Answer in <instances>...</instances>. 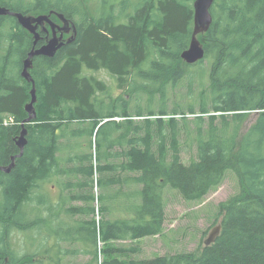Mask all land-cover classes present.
<instances>
[{"label":"trees","instance_id":"1","mask_svg":"<svg viewBox=\"0 0 264 264\" xmlns=\"http://www.w3.org/2000/svg\"><path fill=\"white\" fill-rule=\"evenodd\" d=\"M194 1L121 0L117 10L114 0H0L23 15L53 12L57 25L62 14L77 32L53 58L33 59L36 119L25 125L23 155L0 173V264H65L76 255L88 257L85 264H264V0H214L212 24L200 35L205 57L187 65L181 54ZM39 34L36 48L47 38ZM32 46L13 17H0V167L19 154L15 139L32 89L21 71ZM85 70L107 71L118 89L127 86V97L113 100ZM182 83L189 96L198 90V109L193 97L187 114L167 111L169 91ZM187 115L194 116L192 133ZM184 130L197 153L189 164L181 158ZM229 172L238 192L218 205L220 233L211 245L151 260L127 259L138 246L110 245L159 236L166 190L200 201ZM65 193L83 206H68ZM16 234L23 255L14 250Z\"/></svg>","mask_w":264,"mask_h":264},{"label":"rangeland","instance_id":"2","mask_svg":"<svg viewBox=\"0 0 264 264\" xmlns=\"http://www.w3.org/2000/svg\"><path fill=\"white\" fill-rule=\"evenodd\" d=\"M95 1V0H94ZM116 2V9L119 10L121 0H114ZM131 5L137 0H129ZM131 9V8H130ZM132 10V9H131ZM201 41V37L198 38ZM203 44V43H202ZM83 76H93L96 79L103 82L109 89V94L113 100L118 99L119 97H125L126 94V87L121 89L117 88V80L107 71H98L92 72L85 70L83 72ZM195 88V85H194ZM190 92L188 91V87L186 83L177 84L176 88L169 91L168 100H167V111H173L175 109H181L183 111L187 110L190 104L189 98L196 99V109H198V99L199 93L198 90H192L191 95L189 96ZM100 98L106 97L105 95H100ZM127 97V96H126ZM110 100L107 99V102ZM132 101H135L132 100ZM141 106L145 108L148 104L146 98L140 101ZM133 104H131V108H133ZM154 109L158 111L159 104L158 101H154ZM198 111V110H196ZM171 114V113H170ZM198 114V112H197ZM258 114H252L249 117V120L246 123L245 127L251 126ZM180 125L182 122L180 121V116H176ZM188 117V124L187 130L194 131V123L193 119L194 116L187 115ZM181 142V158L183 163L189 164L190 162L197 159L196 147L192 143L191 138H187L185 136V130L182 138L180 139ZM86 152V149H84ZM97 176H94V181L97 179ZM61 181H64L61 179ZM60 183L57 185L59 186ZM75 192V191H74ZM238 192V180L234 173L229 172L227 173L224 182L218 188L217 191L212 192L205 196L200 201H186L184 200L180 194L176 190H166L165 192V211H166V222L164 224L163 232L159 236L144 238L132 243H124V242H111L110 245L116 246H126L130 247L131 245L138 246L140 251L138 254H131V256L127 257L128 260H151L159 256L165 255H174L177 253H195L202 249L204 246V241L208 238L209 234L219 225L220 218H218V205L222 202H225L231 196H234ZM54 198L59 199L60 195L57 194L58 190L54 189ZM88 193V192H87ZM94 194L98 196L99 191L98 189H94ZM64 197L67 199L68 206H83V203L80 202H71L70 201V193H65ZM96 210L99 207V204L96 202L95 204ZM101 217L100 214L95 215V219L99 220ZM78 220H85L84 217H76V218H68L67 220L70 223ZM32 232H27L25 234V241L31 242L33 238ZM21 236L16 234L14 236V250L19 252L20 255L24 254V250L20 248L21 246ZM22 242V241H21ZM69 249H75L79 246L73 245H64ZM99 252L102 249V244L99 243ZM89 260L88 257L83 255H76L68 260H64L65 264H85ZM103 260L102 255L99 253V262ZM46 260H42L44 263Z\"/></svg>","mask_w":264,"mask_h":264},{"label":"water","instance_id":"3","mask_svg":"<svg viewBox=\"0 0 264 264\" xmlns=\"http://www.w3.org/2000/svg\"><path fill=\"white\" fill-rule=\"evenodd\" d=\"M214 4V0H195L193 3V29L191 40L186 48L181 54L182 61L187 65H194L202 61L205 57V49L203 44L198 39V36L204 35L208 32L212 24L211 8ZM53 14L51 12L49 15H23L21 13H15L10 11L5 7L0 6V17H13L18 25L28 32L33 38V46L29 52L27 58L23 61L21 77L32 85L30 92L31 101L25 106V111L28 114L27 119L21 125V132L19 136L15 139L16 146L19 150V154L11 158V164L7 167H0V173H10L15 166V160L23 155L24 149L27 145V130L25 125L32 123L36 119V111L34 105L37 101L36 99V87L35 82L32 78L30 71L33 68V59L35 57H46L53 58L56 53L64 46L74 42L76 38V27L75 25L64 18L62 14H55L56 18L61 22V25H57L51 21L50 16ZM50 28L51 36H47L46 43L36 48L38 42L40 41L41 32L47 33V27ZM58 32V34L56 33ZM70 36L64 39V35ZM220 233V226L218 225L204 241L205 246H209L214 243L215 239Z\"/></svg>","mask_w":264,"mask_h":264},{"label":"flooded vegetation","instance_id":"4","mask_svg":"<svg viewBox=\"0 0 264 264\" xmlns=\"http://www.w3.org/2000/svg\"><path fill=\"white\" fill-rule=\"evenodd\" d=\"M60 23H61V22H60ZM60 25H61V24H60ZM46 27H48V26H46ZM48 28H49V27H48ZM49 29H50V28H49ZM38 32H41V30L39 29ZM42 33H44V32H42ZM50 33H51V32H50ZM56 33L58 34L57 31H56ZM48 35H49V33L47 34V36H48ZM50 36H51V35H50ZM69 36H70V34H68V35H64V39H67ZM45 43H46V41H45ZM45 43H44V44H45ZM44 44H43V45H44ZM43 45H42V46H43Z\"/></svg>","mask_w":264,"mask_h":264},{"label":"built area","instance_id":"5","mask_svg":"<svg viewBox=\"0 0 264 264\" xmlns=\"http://www.w3.org/2000/svg\"><path fill=\"white\" fill-rule=\"evenodd\" d=\"M5 125H7V122H5Z\"/></svg>","mask_w":264,"mask_h":264}]
</instances>
